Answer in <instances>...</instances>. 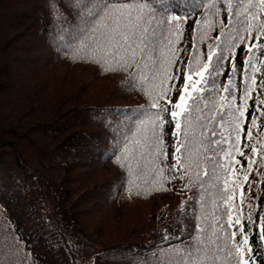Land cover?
Instances as JSON below:
<instances>
[{
	"label": "trees",
	"instance_id": "16d2710c",
	"mask_svg": "<svg viewBox=\"0 0 264 264\" xmlns=\"http://www.w3.org/2000/svg\"><path fill=\"white\" fill-rule=\"evenodd\" d=\"M168 2L167 11L156 3V16L145 24L156 28L159 63L151 53L140 61L138 53L140 74L133 82L136 67H117L111 59L97 63L85 14L78 16L69 0H0V264H188L189 250L193 264H230L209 239L215 240L213 228L227 227L225 189L232 197L227 207L233 219L243 215L246 230V214L251 212L255 224L250 240L264 253L256 227L264 219V55L259 50L264 35L243 44L233 40L238 45L232 50L233 62L244 64L233 76L231 95L224 91L229 84L225 74L216 78L215 87L208 84L199 91L198 84L192 95L199 92L202 111L193 114L189 130L195 137L192 158L197 163L172 179L174 125L165 127L167 159L157 155L148 139L157 111L151 107L152 98L160 92L165 71L194 76L195 68L207 63L209 45L220 43L215 52L223 50L228 57L222 41L237 31L245 37L248 33L241 26L243 16L233 15L237 0H231V8L224 7L228 0ZM248 2L243 0L241 12ZM251 11L260 13L258 7ZM177 15L187 19L167 26L161 22ZM252 43L258 48L250 54ZM193 56L197 61L189 72ZM224 71L231 72L228 59ZM252 78L256 86L250 91L243 126L248 127L253 113L257 123L253 139L246 140L242 133L240 144L255 160L248 174L241 171L247 160L233 152L231 139L219 145L209 141L221 138L211 136L213 129L229 135V113L240 107ZM185 83L165 81L164 87L171 90L159 106L173 107ZM163 115L170 118V113ZM254 259L264 264V255Z\"/></svg>",
	"mask_w": 264,
	"mask_h": 264
},
{
	"label": "snow or ice",
	"instance_id": "6c2138e0",
	"mask_svg": "<svg viewBox=\"0 0 264 264\" xmlns=\"http://www.w3.org/2000/svg\"><path fill=\"white\" fill-rule=\"evenodd\" d=\"M156 3L160 4V8L167 11L170 7L168 0H149V3H144L143 0H69V4L74 8L76 14L79 16L82 12L84 15V22L88 26L89 35L92 36V43L95 47L92 49L94 52V59L97 60V63H103L108 59L113 60L117 67L131 70L133 67L137 68V73L133 75L132 81L135 82L136 75H139L140 65L137 63V54L139 53L140 61H144L145 58L151 53L153 55L154 63L158 64L159 61L155 59V54L158 51L160 40L156 35V28L145 27V24L148 23L149 19H152L156 16L155 5ZM149 4L152 7H149ZM243 6V0H237L236 11L233 15L243 16L241 26L243 30L248 33V36L245 37L240 34L239 31L235 35H231L230 39L222 41L223 49L228 50L229 56L224 55V51H220L219 54L215 52V48L221 47L220 43L215 45L208 46V52L206 53L207 63L199 65L195 68L194 74L199 75L202 78L201 81H195L191 85L185 83L184 91L179 95L178 101L171 108L169 107H160L158 101L166 97L167 93L171 90L167 87H164V82L167 80H181L186 79V81H192V75L179 74L177 76H172L170 73L165 71L164 78L161 80V89L157 96L152 98L151 107L157 109L153 113V118L150 121V136L149 140L152 142L151 148L156 149L158 156L163 157L164 159L168 158V153L164 150L163 147V138L165 136V127L166 125H174L175 132L173 136L176 137L175 143L177 147L175 152L172 153V156L175 158L176 163L169 165L171 172L169 175L172 179H176L177 175L182 171L186 172L193 167L194 161L192 158V145L195 142V137L189 135V130L192 127L193 120L192 116L196 112L202 111L200 108L201 97L199 92L196 95H192L188 92L189 86L193 89L196 88V85H201L199 91L204 90V85L211 84L212 87H215L216 78L221 74L228 76L229 84L224 87V91L232 94V83L233 76L236 74L238 69H240L244 61L241 60L239 64L233 62L232 50L238 45L233 43V40L239 41L240 44H243L246 39H255L256 41L260 40L261 35H264V20L260 19V13H264V0H257L253 3L252 0H249L247 8L241 12L239 9ZM231 8V0H228L226 6ZM260 9V13L251 11L255 8ZM147 9V11H145ZM174 11V6L172 7ZM212 14H216L215 5L212 6ZM182 19H187V17L173 16L170 20L163 19V25L167 26L176 22H180ZM98 22V23H97ZM198 23V21H197ZM256 30V36L253 38L252 30ZM172 33L168 34V46L171 45ZM224 32L221 31L217 39L219 40L220 36H223ZM163 38L164 33L160 34ZM91 47V45H89ZM258 48L257 43H252L248 46V52L251 54L254 49ZM259 50L261 54L264 55V45H259ZM98 58V59H97ZM225 59L229 60L231 64V72L226 73L224 71V61ZM197 61V57L193 56L188 63L189 72H193V63ZM247 62L251 64L252 56L249 55ZM178 73H181V70L177 69ZM207 73V76H205ZM155 79V76H153ZM264 83V82H262ZM256 86V81L252 78L251 86L243 89V95L241 96V105L229 115L231 116L230 127L231 131L228 136H224L223 133H217L215 129L212 130L211 136L216 137L220 136L219 140L209 141L213 144H222L227 142L229 139L232 140L233 152L238 153L241 157H245L247 164L242 166L241 171L251 174L252 166L255 163V160L252 157L247 156V154L241 149V134H245V139L250 141L253 139L252 128L256 126L257 117L255 113L252 114V118L249 121L248 127L243 126V120L245 118V111L248 108L247 101L250 97V91L254 90ZM175 87V85H173ZM178 92L179 89H176ZM187 97V99H186ZM206 98V97H205ZM227 99V98H225ZM233 99L235 97L233 96ZM190 101V103H189ZM168 104H171V99H168ZM255 111H259L256 109ZM165 113H170V118L165 119ZM264 116V113H261ZM180 117L184 118V124L182 126ZM220 121L224 122V114L220 115ZM234 135V139H233ZM203 133H201V137ZM199 143H203L201 138ZM245 148H249L250 151L255 154L257 148L251 146L249 143L244 144ZM151 150V149H150ZM183 150V151H182ZM226 156H231L232 152H225ZM210 163H214L211 158H208ZM163 162V161H161ZM239 164V161H236ZM163 171V169H161ZM207 176L209 173L204 171L203 173ZM199 176V173L197 174ZM180 178H183L180 176ZM248 179L247 175H244V181ZM225 185L228 183L225 179ZM188 187V185H185ZM226 198H225V215L228 216L227 227L221 226L219 231L213 228V236L215 240H211V243L216 245L218 251H223L226 258L230 261V264H257L254 256L264 255L260 252L259 247L253 248V243L255 241L250 240L251 225L255 224V221L252 219L251 212L246 214L247 221L249 222V228L246 230L245 223L243 222L244 216L237 215L233 219L231 214V209L227 207L228 201L232 197L227 196V189H225ZM244 193L241 191V204L243 203ZM191 200V198H189ZM264 211V209H261ZM259 229L257 235H259L260 240H264V219L261 220L259 225H256ZM228 229H236L228 232ZM220 232H224L225 235L221 236ZM239 234L240 240L236 241V237ZM186 255L188 256V264H193L192 261V251H187Z\"/></svg>",
	"mask_w": 264,
	"mask_h": 264
},
{
	"label": "rangeland",
	"instance_id": "374dc122",
	"mask_svg": "<svg viewBox=\"0 0 264 264\" xmlns=\"http://www.w3.org/2000/svg\"><path fill=\"white\" fill-rule=\"evenodd\" d=\"M200 79H201V77L199 75H194V76H192V81H187V83L189 85H191L193 82L198 81ZM197 87H198V85H196V88L193 89L191 86H189L188 92L191 93V94H193L195 92V90L197 89ZM183 91H184V87H183V89H182V91H181L180 94H182ZM178 98H179V96H178ZM178 98L175 100V102L173 103V105H175V103L178 101ZM186 99H187V97H186Z\"/></svg>",
	"mask_w": 264,
	"mask_h": 264
}]
</instances>
